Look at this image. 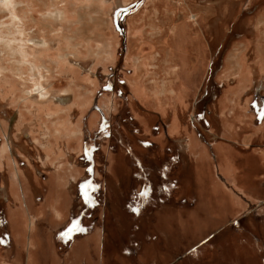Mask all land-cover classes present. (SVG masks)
Segmentation results:
<instances>
[{"label": "rangeland", "instance_id": "1", "mask_svg": "<svg viewBox=\"0 0 264 264\" xmlns=\"http://www.w3.org/2000/svg\"><path fill=\"white\" fill-rule=\"evenodd\" d=\"M13 1L21 27L0 2V175L62 194L69 240L101 230V264H236L227 236L243 219L206 215L243 212L264 233V0Z\"/></svg>", "mask_w": 264, "mask_h": 264}, {"label": "crops", "instance_id": "2", "mask_svg": "<svg viewBox=\"0 0 264 264\" xmlns=\"http://www.w3.org/2000/svg\"><path fill=\"white\" fill-rule=\"evenodd\" d=\"M222 163L224 164L225 160ZM229 171L226 169L225 172ZM196 173V171L189 173V180L193 186H196L198 180ZM0 178L3 182L2 187L0 181V194H2L0 197V264L102 263V253L105 248L102 244L101 230L98 228L85 230L84 227L80 230V234L69 240V221L72 215L66 205L65 207L63 203L60 204L56 200V195L61 197L62 194L47 190L46 185L41 186L39 182L31 180L30 175H24V179L22 177L19 179L6 178L4 175H0ZM208 185L210 188L216 186L213 183ZM37 187L41 189L39 199L37 198L39 194H37ZM234 203L237 208L244 207V203L239 200L231 202L232 205ZM54 209L58 213H54ZM241 213L237 216L238 218H230L231 216L228 217L227 213H222L219 216L206 215V219L224 222L243 219V225H238L239 231L227 236V243L232 248L230 252L237 255L235 263L240 264V258L243 262L250 264H264V233L250 230L247 226L244 227L248 224L249 218L247 214ZM196 221L195 213L191 214L190 225L184 229L182 234L194 235ZM81 226H84L83 221ZM259 227L263 229L264 225ZM241 232L245 233L247 238L249 237L251 243L246 240L247 238L241 239L243 237ZM110 249L111 244H109L108 253ZM109 258L111 260V253Z\"/></svg>", "mask_w": 264, "mask_h": 264}, {"label": "bare ground", "instance_id": "3", "mask_svg": "<svg viewBox=\"0 0 264 264\" xmlns=\"http://www.w3.org/2000/svg\"><path fill=\"white\" fill-rule=\"evenodd\" d=\"M97 1H99V0H97ZM0 2L2 3V4H4V5H6V6H11V10H10V13H11V19H12V21H14V22H16V25L18 26V27H21V25H22V23H23V18H22V16L16 11V9H15V7H14V1L13 0H0ZM45 17L46 18H48V19H51V20H53V21H57V20H59V19H62L63 17H64V12H62V11H58V10H56V9H53V10H51V11H49V12H47V14L45 15ZM91 21H93V19L94 18H89ZM262 19V18H261ZM264 19V18H263ZM259 21H260V19H259ZM262 22V21H261ZM261 22L259 23L260 25H261ZM2 27V26H1ZM23 27V26H22ZM130 30V29H129ZM104 40H105V38H104ZM33 41V44H36V45H43V46H45V45H47L46 44V41L45 40H43V39H41V40H38V39H34V40H32ZM106 43V42H105ZM107 44V43H106ZM106 44H104V48H105V45ZM168 45H170V44H168ZM164 46V45H163ZM4 48H8V49H10L11 51H13V47L11 46V42H5L4 43V46H3ZM166 47H168L167 45H166ZM22 50H23V48H22ZM13 52H15V50L13 51ZM164 52V51H163ZM261 52H263V51H261ZM22 53H23V55H25L26 56V53H25V51H22ZM164 55V54H163ZM25 56H23L24 58H25ZM170 56H171V54H170ZM232 57V56H231ZM172 58H174V56H172ZM178 58V57H177ZM233 58V61H231L230 62V64H231V66L235 69L236 68V65H237V61L235 62L234 61V56L232 57ZM236 59H237V57H236ZM167 61V60H166ZM31 68H32V70H36L37 69V67L35 66V65H33V66H31ZM38 73H39V76L42 78V75H41V73H40V71H38ZM39 82H41V80H39ZM33 90L35 91L34 93H36L37 94V97H39L40 99H42V100H44L45 98H47V97H49L50 96V93H49V90L47 89V87H45V85H43V84H41V83H38L36 86H33ZM33 90H31V92L33 91ZM64 94L65 93H67L66 92V90L65 91H62ZM69 94H67V96H68ZM66 96V95H65ZM65 96H63V98L62 97H60V96H58V100L60 101V102H64L65 101V99H64V97Z\"/></svg>", "mask_w": 264, "mask_h": 264}, {"label": "snow or ice", "instance_id": "4", "mask_svg": "<svg viewBox=\"0 0 264 264\" xmlns=\"http://www.w3.org/2000/svg\"><path fill=\"white\" fill-rule=\"evenodd\" d=\"M148 193H147V190H145V192H143L141 195L143 196H146ZM138 211V210H137Z\"/></svg>", "mask_w": 264, "mask_h": 264}]
</instances>
